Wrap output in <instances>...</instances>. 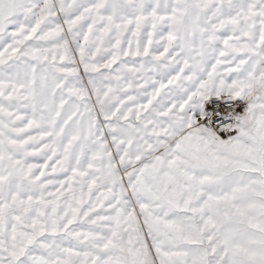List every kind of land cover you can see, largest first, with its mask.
Listing matches in <instances>:
<instances>
[{"label":"snow or ice","instance_id":"6c2138e0","mask_svg":"<svg viewBox=\"0 0 264 264\" xmlns=\"http://www.w3.org/2000/svg\"><path fill=\"white\" fill-rule=\"evenodd\" d=\"M0 264H264V0H0Z\"/></svg>","mask_w":264,"mask_h":264}]
</instances>
